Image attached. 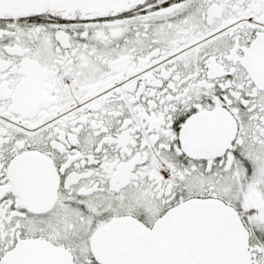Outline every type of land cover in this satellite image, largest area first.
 <instances>
[{"label":"snow or ice","instance_id":"1","mask_svg":"<svg viewBox=\"0 0 264 264\" xmlns=\"http://www.w3.org/2000/svg\"><path fill=\"white\" fill-rule=\"evenodd\" d=\"M0 264H264V0H0Z\"/></svg>","mask_w":264,"mask_h":264}]
</instances>
